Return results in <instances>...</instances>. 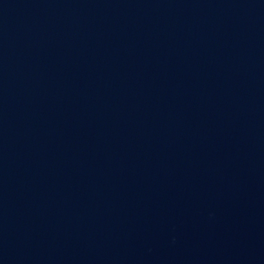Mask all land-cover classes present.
<instances>
[{"label":"water","instance_id":"1","mask_svg":"<svg viewBox=\"0 0 264 264\" xmlns=\"http://www.w3.org/2000/svg\"><path fill=\"white\" fill-rule=\"evenodd\" d=\"M0 264H264V0H0Z\"/></svg>","mask_w":264,"mask_h":264}]
</instances>
